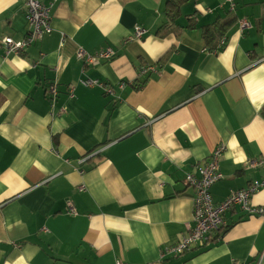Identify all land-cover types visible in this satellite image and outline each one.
Here are the masks:
<instances>
[{"label":"crops","instance_id":"obj_1","mask_svg":"<svg viewBox=\"0 0 264 264\" xmlns=\"http://www.w3.org/2000/svg\"><path fill=\"white\" fill-rule=\"evenodd\" d=\"M168 8L58 0L52 33L6 56L1 40L30 25L24 0H0V264H264V216L240 206L204 246L162 257L194 226L187 175L219 146L216 204L264 178V0H191L170 32ZM232 16L210 50L202 27Z\"/></svg>","mask_w":264,"mask_h":264},{"label":"built area","instance_id":"obj_2","mask_svg":"<svg viewBox=\"0 0 264 264\" xmlns=\"http://www.w3.org/2000/svg\"><path fill=\"white\" fill-rule=\"evenodd\" d=\"M27 20L30 25V33L22 41H15L10 37H4L1 43L5 48V55H18L27 49L33 42L39 40L46 34L53 31L51 11L58 0H50L49 4H44L41 0H24ZM231 1V0H230ZM235 5L233 4L234 8ZM241 28L243 30L250 27L247 21H241ZM146 34L144 28H136L133 38H141ZM224 43H220L222 46ZM115 56L114 50H106L99 52L96 55H91L84 50L78 52V57L83 59L88 65L97 66L103 59H111ZM157 67L146 66L142 67L140 74L148 72H157ZM91 84L90 81L85 82ZM50 95L57 96V85L50 87ZM224 146H219L211 155L210 160L199 169L200 176L197 178L193 175H187L188 183L195 189L193 198V222L194 226L190 228L188 234L184 236L177 244L169 246L162 252V257L171 255L177 257L181 254L191 251L196 247L204 246L225 226L224 216L228 210L236 206H240L243 211L249 215L264 216V207H253L251 204V197L260 187L264 186V178L261 183L250 186L247 190L237 191L232 193L226 200L220 204H216L211 194V187L222 180L223 175L220 172L218 160L224 152ZM86 160L83 159L81 164ZM264 163V159L260 161ZM81 191L85 187L80 188ZM71 213L73 210L70 211ZM116 264H125L118 261Z\"/></svg>","mask_w":264,"mask_h":264},{"label":"trees","instance_id":"obj_3","mask_svg":"<svg viewBox=\"0 0 264 264\" xmlns=\"http://www.w3.org/2000/svg\"><path fill=\"white\" fill-rule=\"evenodd\" d=\"M191 0H168L169 8L167 12V22L162 26V31L170 32L176 27V20L181 14L182 5ZM236 17L218 18L216 21L202 27L203 37L206 45L210 50L216 49L221 38L225 36L227 31L235 24ZM192 22L193 19H190Z\"/></svg>","mask_w":264,"mask_h":264}]
</instances>
